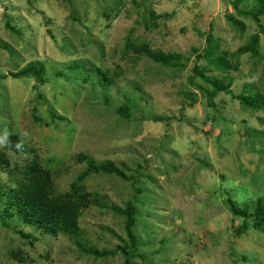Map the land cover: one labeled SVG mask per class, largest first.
I'll list each match as a JSON object with an SVG mask.
<instances>
[{
	"label": "rangeland",
	"instance_id": "1",
	"mask_svg": "<svg viewBox=\"0 0 264 264\" xmlns=\"http://www.w3.org/2000/svg\"><path fill=\"white\" fill-rule=\"evenodd\" d=\"M232 1L0 0V43L10 47H0V132L29 133L22 160L0 150L9 162L6 170L0 163V182L13 185L18 169L36 160L65 192L85 167L77 154L111 159L136 178L135 188L99 173L85 178L84 189L99 191L110 206L135 202L140 245L132 264H264V232L237 234L241 219L226 206L227 197L244 205L264 196V110L244 108L230 93L207 98L210 85L193 72L196 66L230 82L234 95L264 97V35L239 12L257 0ZM209 33L228 52L230 69L202 56ZM255 34L257 55L240 52ZM130 42L180 54L184 65L166 67L125 51ZM32 61L44 64V83L11 75ZM76 61L107 69L114 84L104 89L95 71L83 80L70 69ZM122 105L130 109L126 118L117 114ZM52 110L63 119H53ZM9 223L0 225V264H127L121 252L96 258L68 236L42 234L16 217ZM79 226L80 240L99 250L128 241L124 216L96 202Z\"/></svg>",
	"mask_w": 264,
	"mask_h": 264
},
{
	"label": "trees",
	"instance_id": "2",
	"mask_svg": "<svg viewBox=\"0 0 264 264\" xmlns=\"http://www.w3.org/2000/svg\"><path fill=\"white\" fill-rule=\"evenodd\" d=\"M232 2L236 6L240 1L233 0ZM239 12L243 15L251 16L257 23L259 31L264 35V25L260 23V16H264V0H257L255 8L251 10ZM227 17L231 24L244 30L245 26L241 20L231 15ZM208 40L202 56L221 70L230 69L231 67L226 59L228 52L218 50V39H214L211 33H209ZM257 45L258 35L255 34L250 37V40L244 46L239 48V51L243 53L250 52L251 55L256 56L258 53ZM0 47L10 50V47L4 43H0ZM130 48L132 52H142V54H145L152 61L166 67H180L184 65L181 61L182 56L177 53L154 51L145 43L139 45H133L131 42L127 43L125 51ZM70 69L85 81L91 71H95L97 82L104 89L110 88L115 82L107 69L93 64L84 65L82 61H76L73 62ZM193 72L194 75L199 76L210 85V88L204 89L207 98L211 99L218 92L230 93L244 108L255 111L264 110L263 96L250 91L234 95L230 88V82L225 83L221 78L206 75L196 66H194ZM11 75L16 78L32 77L36 83H44L46 81L44 64L41 61H32L18 71L11 73ZM126 99L127 102H130L128 98ZM117 114L120 117L126 118L130 115V109L127 105H122L117 109ZM51 116L53 119H63L62 116H58L53 110L51 111ZM32 117L35 122L41 121L38 116V109L35 107L32 111ZM154 119L156 121L164 120L162 116H156ZM9 139L12 145H14L18 140V136L11 134ZM11 150L16 152L14 147ZM25 150L26 147H24ZM76 158L78 162L84 163L85 167L81 169L75 179L69 184L65 192L56 190L52 171L43 167L36 160L27 162L18 169L17 175L10 180L13 185L0 182V225L4 228H9V220L16 217L25 227L39 230L42 234L50 236L62 234L68 236L83 253L100 258L113 256L117 252H121L125 256L127 264H132L130 262V255L131 257L135 255L140 245L134 232L137 214L139 213L135 202L128 200L123 205V208L115 205L110 206L105 199H99V191H85L84 180L91 174L114 175L124 181H130L135 188L136 178L126 174L123 164L122 166H118L111 159L96 162L94 158L86 154H77ZM0 163L4 164L2 168L5 170L9 168V162L3 154H0ZM8 173L11 174V171H8ZM135 191L136 193L140 192L139 189H135ZM91 202H96L98 207L111 209L116 214L124 216L125 230L128 236V241L125 244H118L112 249L104 248L99 250L95 247L86 246L80 240L79 219L83 210ZM226 206L232 216L241 219V223L235 229L237 234L245 232L249 228L264 232V196L258 197L252 203L244 205H238L230 197H227ZM16 232L23 238H30V234L24 233L20 229L16 230Z\"/></svg>",
	"mask_w": 264,
	"mask_h": 264
},
{
	"label": "clouds",
	"instance_id": "3",
	"mask_svg": "<svg viewBox=\"0 0 264 264\" xmlns=\"http://www.w3.org/2000/svg\"><path fill=\"white\" fill-rule=\"evenodd\" d=\"M11 133L8 131V129L5 127L2 132H0V150H11L13 147L16 150V153L19 154L18 158L23 159L26 157V154L24 152L25 147V140L28 138L29 133L28 132H21L18 133V140L17 142L12 145L9 137Z\"/></svg>",
	"mask_w": 264,
	"mask_h": 264
}]
</instances>
